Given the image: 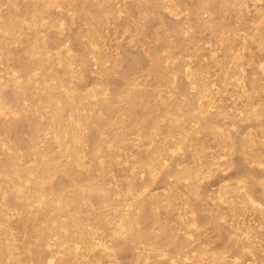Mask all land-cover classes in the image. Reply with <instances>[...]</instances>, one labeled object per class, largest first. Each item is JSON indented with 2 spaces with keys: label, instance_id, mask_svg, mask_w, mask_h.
I'll use <instances>...</instances> for the list:
<instances>
[{
  "label": "rangeland",
  "instance_id": "rangeland-1",
  "mask_svg": "<svg viewBox=\"0 0 264 264\" xmlns=\"http://www.w3.org/2000/svg\"><path fill=\"white\" fill-rule=\"evenodd\" d=\"M0 264H264V0H0Z\"/></svg>",
  "mask_w": 264,
  "mask_h": 264
}]
</instances>
